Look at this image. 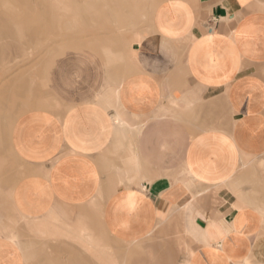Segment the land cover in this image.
<instances>
[{"label":"crops","instance_id":"0c3cea01","mask_svg":"<svg viewBox=\"0 0 264 264\" xmlns=\"http://www.w3.org/2000/svg\"><path fill=\"white\" fill-rule=\"evenodd\" d=\"M107 56L0 120V264H264V0H161Z\"/></svg>","mask_w":264,"mask_h":264},{"label":"rangeland","instance_id":"374dc122","mask_svg":"<svg viewBox=\"0 0 264 264\" xmlns=\"http://www.w3.org/2000/svg\"><path fill=\"white\" fill-rule=\"evenodd\" d=\"M160 1L0 0V120L10 127L18 113L39 105L32 94L44 88L53 51L82 43L120 60Z\"/></svg>","mask_w":264,"mask_h":264},{"label":"bare ground","instance_id":"6f19581e","mask_svg":"<svg viewBox=\"0 0 264 264\" xmlns=\"http://www.w3.org/2000/svg\"><path fill=\"white\" fill-rule=\"evenodd\" d=\"M47 80V79H46ZM12 232V231H11ZM12 234H13V232H12ZM14 235V234H13ZM9 239V238H8ZM12 240V239H11ZM20 249V248H19Z\"/></svg>","mask_w":264,"mask_h":264}]
</instances>
